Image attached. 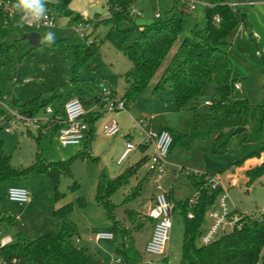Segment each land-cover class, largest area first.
<instances>
[{
	"label": "rangeland",
	"instance_id": "1",
	"mask_svg": "<svg viewBox=\"0 0 264 264\" xmlns=\"http://www.w3.org/2000/svg\"><path fill=\"white\" fill-rule=\"evenodd\" d=\"M185 1L137 0L133 8L141 13L134 15L133 19L138 24H148L153 20L155 13L163 17L167 10L174 6L180 7ZM189 1L194 2L195 8L188 10L186 7L180 37L190 36L193 28H202L206 24L205 3L208 0ZM244 6L240 9L247 10L246 22L238 23L231 34L232 41L228 46L232 74L240 87L232 90L230 98L246 99L252 105L264 107V38H262L264 37V11L259 9L264 5L258 3ZM68 9L74 13L83 14L85 19H92V23L96 20L93 18L94 15L98 18L105 16L106 4L105 0H71ZM68 21L67 17L58 16L53 27L43 28L39 32L41 40H45L44 37L48 33L55 34L54 41L61 38L72 39L78 34L85 33L88 34L89 40L97 37L98 52L81 66L78 83L73 84L69 80L72 73V59L68 49L65 47L52 49L42 41L39 46L32 47L27 40L21 39L7 59L0 54V100L4 96L7 98L4 103L9 104L13 98L24 100L36 95L41 98L55 95L57 97L49 105L53 109L62 111V103L59 100L62 102L72 97L91 100L93 96L99 99L105 98L107 95L102 94L101 88L111 92L108 95L111 99L121 98L125 86L124 73L130 68V61L104 37L107 31L106 25L98 22L92 28L90 27L92 24L89 23L87 31L83 28L85 24L70 25ZM238 26L240 27L237 28ZM12 28L20 38L30 31L18 19L12 21ZM171 54L172 51L141 96L128 103L125 110L113 112L120 127L117 135L109 137L103 132V126L110 117L109 113L103 112L96 120L95 135L88 148L92 155L98 157L97 163L80 155L85 141L80 145L62 147L54 129L42 127L39 132L34 127L29 129L18 127L7 132L0 128L3 150L10 157V163L15 168L20 169L31 165L36 153L48 162L65 161L72 157L69 173L58 176L57 189L62 196L57 202L48 201L47 196L52 190V184L46 173L29 174L13 182L0 184V212L4 211L9 217V221L0 220V236L9 233L15 237L17 232L30 238L42 235L52 228L53 210L72 201L74 207L70 219L77 226V235L73 242L78 247L89 251L104 264H114L117 258L116 250L121 246L119 234H115L113 240L96 242L90 239L96 231L110 226L105 210L95 200L97 177L102 169H105L108 175H113L119 169L138 161L143 152L137 146L121 165L116 164V159L124 147V144L122 145L124 134L130 131L135 144L142 140V131L136 123L145 121V131L148 132L157 130V127L160 124L164 125L162 123L165 122L169 123L172 130L179 131L184 126V117L191 115L190 107L176 109L171 88L166 87L156 95L151 92ZM19 57L22 58L18 60ZM213 96H215L214 88L208 85L203 96L195 104L196 108L199 111H206L208 106L204 104V100H210ZM85 106L88 107L86 103ZM1 111L9 115L2 103H0ZM208 145L207 138L189 148L180 145L172 146L166 158L168 165L157 183L153 172L146 173L147 164L145 163L130 177L128 184L111 195V202L116 204L114 214L123 225L132 230L137 248L143 249L145 240L143 227L146 222L140 215L131 222L126 217V209L143 210L152 194L157 191V184L160 185L161 190L169 192L172 202L177 203L191 197L193 188L188 175L193 172L210 174L215 182L224 186L228 190L230 208L254 215H258L264 208V177L256 179L249 185L245 183L244 169L252 163V160L239 167L232 166V158L239 152L236 139H230L228 148L220 153L213 152ZM151 150L152 148L148 147L146 153ZM232 179L236 180V185L229 184ZM139 181L138 194L124 201L125 196ZM10 184L25 187L29 193V201L23 205L9 201L7 188ZM79 197L84 199V205L81 207L77 204ZM214 207H217V204ZM210 223L206 212L201 229L207 228ZM182 235L181 220L174 213L166 247L170 264H177L180 259ZM77 238L78 241L75 240ZM196 242L199 244L198 240ZM140 254L145 263L148 257L142 252Z\"/></svg>",
	"mask_w": 264,
	"mask_h": 264
},
{
	"label": "trees",
	"instance_id": "2",
	"mask_svg": "<svg viewBox=\"0 0 264 264\" xmlns=\"http://www.w3.org/2000/svg\"><path fill=\"white\" fill-rule=\"evenodd\" d=\"M9 1L13 5L16 2ZM136 1L105 0L107 16L92 23L82 14L68 9L71 0H48L47 10L53 12L56 17H67L70 25L91 23L94 27L98 22L106 25L104 37L130 61V68L124 73L125 86L121 96L125 106L141 96L172 51L151 92L156 95L169 87L173 90L176 109L190 107L192 111L181 130L162 128L172 137L169 151L174 145L189 148L208 138V146L213 152L220 153L228 148L229 140L235 138L239 152L233 156L232 166L239 167L249 160L257 159L258 162L244 169L245 183L249 185L264 177V107L252 105L246 99L230 98L235 79L227 49L233 30L239 22L246 20L247 11L239 6L228 5V2H234L233 0H208L205 9L206 24L202 28H193L190 36L180 37L187 0L182 6L167 10L163 17H156L155 14L148 24H138L130 15ZM215 17L218 20H215ZM14 19L20 21L18 12L9 17L0 8V54L6 59L23 39L13 31ZM41 41L52 49L65 47L69 50L72 59L69 80L73 84L79 81L81 66L98 52L97 37L89 40L86 33L82 37L76 36L72 39ZM208 85L213 86L215 96L209 100L206 111H199L195 104L203 96ZM55 97L57 96H36L26 101L14 99L9 105L22 113L32 115L42 111ZM97 102L102 108L104 101L97 99ZM100 116L101 111H92L85 117L89 130L80 152L82 157L96 163L99 159L89 152L88 147L95 135L94 124ZM236 128L241 130L233 133ZM38 130L41 132V128ZM138 147L144 150L147 146ZM70 159L48 162L36 153L31 165L18 169L11 165L10 157L5 154L0 139V184L13 182L29 174L46 173L52 184V190L47 196L48 201L57 202L62 196L57 189L58 176L69 173ZM147 160L148 155H143L114 176L108 175L106 170L102 169L97 177L95 200L105 210L110 230L120 236L121 246L116 250L117 257L120 258L118 264H145L134 245L132 230L116 218V204L111 202L110 197L117 189L128 184L130 177ZM188 178L193 188L192 196L177 203L173 202L172 209V214H177L183 228L181 254L177 264H255L264 249V213L256 217L243 214L240 226L219 235L206 245L197 244L198 236L203 230L201 225L204 216L215 203L220 187L210 188L213 176L207 173L193 172ZM139 189L140 181L125 196L124 201L137 195ZM168 196L171 198L169 192ZM77 204L83 206L84 199L77 198ZM73 207L72 201L56 207L51 215L52 228L42 235L30 238L17 232L9 243L0 246V260L4 264H104L73 242L77 235V226L70 219ZM125 214L131 222L140 215L133 209H126ZM141 216L145 222L151 220L148 216ZM8 218L4 212H0V220Z\"/></svg>",
	"mask_w": 264,
	"mask_h": 264
},
{
	"label": "built area",
	"instance_id": "3",
	"mask_svg": "<svg viewBox=\"0 0 264 264\" xmlns=\"http://www.w3.org/2000/svg\"><path fill=\"white\" fill-rule=\"evenodd\" d=\"M256 2H228L230 6H242V5H254ZM186 6L188 10H192L195 7L194 2L187 0ZM0 8L9 16L13 17L16 14V10L13 8V4L9 0H0ZM140 11L131 8L130 15H140ZM156 17L159 14L155 15ZM56 16L50 10H47V19L35 21V22H20L30 31L39 32L43 28L53 27L55 25ZM215 20H218L215 17ZM88 25L83 28L86 29ZM78 32L77 29H75ZM40 33V32H39ZM84 34H78L82 37ZM234 89L239 88V84L234 82ZM102 94L107 95L105 98H101L100 101H104L103 109L105 112H116L119 110H125V102L123 99L116 97L111 99L108 95L111 93L105 88H101ZM7 100L2 96L0 103H2L9 115L0 112V128L7 132L12 131L18 127L29 129L34 127L39 129L45 127V129H54L58 141L62 147L68 145H80L86 139L87 132L89 130V124L85 117L89 112L95 111L99 106V102H96L90 107H86L80 98L74 97L64 102L62 111L53 109L50 105H47L39 113L28 115L22 113L9 104L4 103ZM204 104H210L209 100H204ZM137 127L142 131V140L139 144H135L130 139L124 140V147L120 155L116 159V164L121 165L128 154L139 145H146L151 147L152 150L148 154L147 170L153 172L156 175L155 182L157 183L163 176L168 162L166 160L169 148L172 142V137L165 129H158L155 131H145L146 122L140 121L136 123ZM120 127L115 118H110L105 122L103 126V132L106 136L113 137L118 134ZM231 186L236 185L235 179H232L229 183ZM220 187L219 194L217 195L215 203L208 209L207 214L211 220L210 225L202 230L198 236V243L200 245H206L215 240L219 235L230 231L234 227L240 226L241 215L246 214L239 210L229 207V194L228 190L211 179V189ZM156 192L151 207L147 212V216L152 221V229L148 240L144 246V254L149 257L147 264H170L167 260V241L169 238V231L172 226V209L173 202L168 196V191H163L160 185H156ZM7 198L9 201L23 205L29 201L28 190L20 185H10L7 188ZM217 204V207H214ZM264 213V208L261 209L259 214ZM258 214V215H259ZM256 217L258 215L246 214ZM191 217V214L188 213ZM114 238L113 232L110 230H99L90 236L93 241L112 240ZM12 240L10 235H4L0 238V246L9 243ZM76 241L78 240L75 239ZM120 258L117 257L114 264H118ZM0 264H4L0 260ZM255 264H264V249L261 250L258 259Z\"/></svg>",
	"mask_w": 264,
	"mask_h": 264
},
{
	"label": "crops",
	"instance_id": "4",
	"mask_svg": "<svg viewBox=\"0 0 264 264\" xmlns=\"http://www.w3.org/2000/svg\"><path fill=\"white\" fill-rule=\"evenodd\" d=\"M248 1H254V2H256L255 4H262V5H264V1H258V0H248ZM248 1H245V2H248ZM235 2H243L242 0L241 1H235ZM207 4H208V2H206L205 3V5L207 6ZM254 4V5H255ZM186 5V4H185ZM242 6H244V5H242ZM246 6V5H245ZM244 6V7H245ZM187 6H185L184 7V9L187 11V8H186ZM239 7H241V6H239ZM195 8V7H194ZM193 8V9H194ZM243 9H245L246 10V8H242V10ZM259 9H261L262 11H264V7H261V8H259ZM247 11V10H246ZM258 12H259V10H258ZM155 14H159V13H155ZM154 14V15H155ZM82 16H83V14H82ZM107 16V10H106V13H105V16L104 17H102V18H98V17H96L95 15H94V17L93 18H96V22L97 21H99V20H101V19H103V18H105ZM159 16H160V14H159ZM84 17V16H83ZM85 18V17H84ZM88 20H92V19H88ZM244 22H246V20L244 21ZM90 27H92V26H90ZM240 26H238L237 28H239ZM93 28V27H92ZM87 29V31L89 30V27L88 28H86ZM249 30V29H248ZM92 38H94V37H92ZM262 38H264V37H262ZM42 39V38H41ZM232 41V40H231ZM229 48L227 49V56H228V58H229ZM229 60H230V58H229ZM231 62V61H230ZM233 75V74H232ZM240 88V87H239ZM238 88V89H239ZM36 96H39V95H36ZM36 96H33V97H36ZM33 97H30V98H27V99H18V98H13V100L14 99H16V100H18V101H26V100H29V99H31V98H33ZM72 98H74V97H72ZM77 98H79V97H77ZM69 99H71V98H68V99H65V100H63L62 102H60V103H62V106H63V104H64V102L65 101H67V100H69ZM81 100H82V102L85 104H87L88 105V107H90V106H92V105H94L95 103H96V101H97V99H99V98H97L96 96H93V99H82V98H80ZM173 99H174V95H173ZM51 106V105H50ZM103 108V107H102ZM102 108L100 107H98V108H96V110L95 111H101V115H102V113L103 112H105L104 111V109L102 110ZM184 109H187V108H184ZM57 110V109H56ZM107 113H109L110 114V117L107 119V121L110 119V118H115L114 116H113V113H111V112H107ZM191 115H189L188 117H184L185 118V121L190 117ZM101 117V116H100ZM116 119V118H115ZM185 121H184V123H185ZM162 124H164V125H159L158 127H157V130L158 129H162V128H169V129H172L171 127H169L170 125H169V123H167V122H165V123H162ZM96 131V130H95ZM130 131L127 133V134H124L123 136H122V138H123V141H122V145L124 144V140L125 139H130V140H132L133 141V139H132V137L130 136ZM134 142V141H133ZM135 143V142H134ZM139 143H140V141H139ZM138 143V144H139ZM148 147H146L144 150L142 149V148H140L141 149V151L143 152L141 155H140V157H142L143 155H148V154H150V152H148V153H146V149H147ZM120 155V154H119ZM139 157V158H140ZM259 160H257V159H252V163H250L249 165H252V164H254V163H256V162H258ZM123 168H121V169H119V171L117 172V173H115V174H113V175H110V176H114V175H116V174H118L121 170H122ZM146 173H148V170H147V172ZM10 185H13V184H10ZM10 185H8V186H10ZM15 185V184H14ZM155 194V193H154ZM154 194H152V196L150 197V200L144 205V209L143 210H135V209H133V210H135L136 212H138L140 215H145V216H147V212H148V210H149V208L151 207V205H152V203H153V199H154ZM208 211V210H207ZM4 211H2L1 213H3ZM16 218V217H15ZM210 219V218H209ZM5 220H7V221H9L8 219H5ZM211 221V220H210ZM127 227V226H126ZM143 228H145L144 229V245H143V249H139V248H137V246H136V244H135V238H134V236H133V232H132V237L134 238V245H135V247H136V249L139 251V252H142V253H144V246H145V243H146V241L148 240V238H149V236H150V233H151V229H152V221L151 220H149V221H147L146 222V224L144 225V227ZM204 229H206V228H203V230ZM100 230H110V228L108 227V228H103V229H100ZM99 231V230H98ZM111 231V230H110ZM116 233H113V235H115ZM4 235H10L9 233H6V234H4ZM4 235H1L0 236V238L2 237V236H4ZM11 236V235H10ZM12 237V236H11ZM79 240V239H78ZM77 240V241H78ZM113 240V239H112ZM96 242H98V241H96ZM89 252V251H88ZM148 257V256H147ZM149 259V257L147 258V260ZM147 260L145 261V263L147 264ZM167 260H168V258H167ZM169 261V260H168Z\"/></svg>",
	"mask_w": 264,
	"mask_h": 264
},
{
	"label": "clouds",
	"instance_id": "5",
	"mask_svg": "<svg viewBox=\"0 0 264 264\" xmlns=\"http://www.w3.org/2000/svg\"><path fill=\"white\" fill-rule=\"evenodd\" d=\"M48 0H16L13 8L20 14L22 22H35L47 19ZM44 39L54 42L55 34L48 33Z\"/></svg>",
	"mask_w": 264,
	"mask_h": 264
},
{
	"label": "water",
	"instance_id": "6",
	"mask_svg": "<svg viewBox=\"0 0 264 264\" xmlns=\"http://www.w3.org/2000/svg\"><path fill=\"white\" fill-rule=\"evenodd\" d=\"M22 38L27 40V42L32 47H37L41 44V34L37 31H28L22 35ZM241 130V128H236L233 133H237Z\"/></svg>",
	"mask_w": 264,
	"mask_h": 264
}]
</instances>
